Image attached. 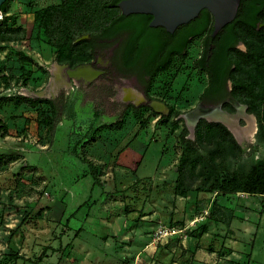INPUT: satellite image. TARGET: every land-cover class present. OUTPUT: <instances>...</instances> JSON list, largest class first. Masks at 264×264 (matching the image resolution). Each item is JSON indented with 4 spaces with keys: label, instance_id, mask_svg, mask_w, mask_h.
I'll return each instance as SVG.
<instances>
[{
    "label": "rangeland",
    "instance_id": "374dc122",
    "mask_svg": "<svg viewBox=\"0 0 264 264\" xmlns=\"http://www.w3.org/2000/svg\"><path fill=\"white\" fill-rule=\"evenodd\" d=\"M78 1L9 0L2 12L25 36L0 40V264H264V194L176 188L182 137L196 139L187 113L207 84L196 66L203 37L151 80L116 70L115 41L79 64L102 73L71 76L79 65L57 61L39 13ZM124 86L147 101L125 100ZM20 95L42 101L17 104ZM249 117L233 123L246 128ZM253 119L238 140L247 151Z\"/></svg>",
    "mask_w": 264,
    "mask_h": 264
},
{
    "label": "trees",
    "instance_id": "16d2710c",
    "mask_svg": "<svg viewBox=\"0 0 264 264\" xmlns=\"http://www.w3.org/2000/svg\"><path fill=\"white\" fill-rule=\"evenodd\" d=\"M120 1L79 0L75 5L64 3L43 9L39 15L49 42L56 47L57 61L71 67L90 62L92 40L111 38L121 29H131L133 34L127 49L130 53L125 57V64L130 66L138 62V52L149 46L151 56L146 68L151 80L169 69L176 56L186 55L184 50L192 38L208 29L204 55L196 61V66L209 72L211 85L207 91L220 80L223 83L228 78L232 80L230 93L247 105L248 113L257 118V142L251 151H247L224 123L200 119L195 127L196 139L183 136L181 140L177 191L264 194V26L262 29L256 27L257 19L264 23V7L257 6L258 0H246L245 7H239L237 17L214 37L212 17L206 9L200 16L170 32L164 26H151L153 15L149 13L111 15ZM8 3L9 0L3 3L2 12L7 11ZM89 7H103L109 18L90 13ZM23 30L7 27L6 22L1 21L0 40L23 39ZM84 34H90L92 40L81 38L75 42ZM238 40L245 43L246 50L236 46ZM133 51L137 53L132 55ZM116 62L119 63L118 59ZM15 101L36 106L42 99L20 95ZM225 109L235 112L232 105H226ZM135 112L139 114V109ZM51 118L47 116L46 122ZM35 263L39 264V261L35 260Z\"/></svg>",
    "mask_w": 264,
    "mask_h": 264
},
{
    "label": "flooded vegetation",
    "instance_id": "af4514ba",
    "mask_svg": "<svg viewBox=\"0 0 264 264\" xmlns=\"http://www.w3.org/2000/svg\"><path fill=\"white\" fill-rule=\"evenodd\" d=\"M245 4H246V0H240V4H239V7H245ZM257 6L258 7H264V0H258L257 2ZM206 9L207 11H209L207 8H204ZM202 9L200 11V13L198 14V16L201 15V12L204 10ZM239 11V9H238ZM122 12V11H120ZM123 13V12H122ZM211 17H212V20H211V23L214 27L215 25V19H214V16L213 14L209 11ZM126 15H129V14H126ZM238 15V13H237ZM236 15V17H237ZM197 16V17H198ZM235 17V18H236ZM153 19V17H152ZM195 19V18H194ZM193 20V19H192ZM151 22V21H150ZM232 22V21H231ZM230 23V22H229ZM228 23V24H229ZM227 25V24H226ZM225 25V26H226ZM224 26V27H225ZM264 26V23L260 20V19H257L256 20V27L257 29H262V27ZM222 27L216 34H214V29H213V33L212 35L215 37L218 33H220V31L224 28ZM132 34H133V30L131 29H121L116 35H114L113 37L111 38H103V39H97V40H92V36L90 35L89 36V39L92 40L91 41V50L93 48V46H97L99 45L100 43L101 44H109V42L111 41H115L114 43V50H113V56H112V64L115 66L116 70L121 74V75H133V76H136L137 78L138 77H148L149 74L147 73V68H146V63H147V60L149 59V57L151 56V48L149 46H145L143 47L139 52H138V55H137V61L135 64L133 65H126L125 64V57L127 56L128 53L130 52H127V49L129 47V43L131 41V38H132ZM209 36V30L207 29L206 31H204L202 34L200 35H197L195 37H203L202 39V50H201V53L198 57V59H201L204 55V50H205V42L207 41V38ZM193 37V38H195ZM192 38V40H193ZM236 46L240 49H242L241 44L244 45V47H246L245 43L242 41V40H238L236 42ZM247 48V47H246ZM188 50V48H187ZM187 50H184V53H187ZM242 50H246V49H242ZM137 51H133L131 52L132 55L136 54ZM164 55V54H163ZM116 59H118L119 63L117 64L116 62ZM197 59V60H198ZM122 67H120V65ZM64 66V65H63ZM168 70V69H167ZM198 70L202 71L205 73L206 77H207V84L205 85L202 93L200 94V97H199V100H198V103L196 105L195 108H197V110L195 111H189L187 114L188 116L195 122V123H198L200 119L202 118H210L208 116H211L215 113H219V112H213L212 110L214 109H210L211 106H214V105H221V107L226 111V113L228 114H236L237 112V104H236V101H238L230 92L232 90V87H233V83H232V80L230 78H228L226 80V82L223 83L222 80L218 81L214 87L210 88L208 91V87H210V75H209V72L205 69H200L198 68ZM166 71V70H165ZM163 72V71H162ZM160 72V73H162ZM68 73V71H67ZM85 73L89 76H84L88 79H92L94 78L93 74L91 72H88V71H85ZM102 73V72H101ZM69 74V73H68ZM159 74V73H158ZM157 74V75H158ZM156 75V76H157ZM155 76V77H156ZM224 76V72H222V77ZM123 92H124V96L123 98L125 100H131L133 101L136 105L140 104L141 103H144L147 101V97H146V94L145 92H143L142 94L139 93V91H137L135 88L133 87H130V86H124L123 88ZM130 89H133L135 90L136 92H138L142 97L140 98H137V97H134L132 99V97L130 96H127L128 92L130 93ZM240 102V101H238ZM241 103V102H240ZM243 104V103H242ZM226 105H232L233 107H235L236 111L235 112H230L228 110L225 109V106ZM194 108V109H195ZM247 113V112H246ZM221 114V113H220ZM211 119V118H210ZM213 120V119H211Z\"/></svg>",
    "mask_w": 264,
    "mask_h": 264
},
{
    "label": "water",
    "instance_id": "95a60500",
    "mask_svg": "<svg viewBox=\"0 0 264 264\" xmlns=\"http://www.w3.org/2000/svg\"><path fill=\"white\" fill-rule=\"evenodd\" d=\"M5 1L6 0H0V13H2V5ZM239 4L240 0H121L119 2V7L124 14H152L153 19L151 20L150 25L164 26L170 32L175 31L179 25L187 23L196 18L202 9L207 8L214 16V34H216L222 27L235 19L238 13ZM150 104L151 106L156 107L153 105V102ZM160 104L164 109H167L163 103ZM236 104L238 109L236 114L230 115H237L241 106H244L245 109H247V105L245 104H242L238 101H236ZM213 108H219L223 112H226L221 107V105L211 106L210 109ZM195 110H197V108L193 109L192 111ZM248 114L253 115L251 113ZM220 122L224 123L232 131L235 138L237 139V136L231 127L224 121Z\"/></svg>",
    "mask_w": 264,
    "mask_h": 264
},
{
    "label": "bare ground",
    "instance_id": "6f19581e",
    "mask_svg": "<svg viewBox=\"0 0 264 264\" xmlns=\"http://www.w3.org/2000/svg\"><path fill=\"white\" fill-rule=\"evenodd\" d=\"M2 17V13H0V18ZM85 71H88V72H91L93 74L94 77H96L98 74L101 73V71H97V70H94V69H91L89 66H79L77 67L75 70H71V69H68V73L69 75L71 76H79V75H85L86 77L89 76L85 73ZM130 93L128 92L127 96H130L132 97V99L134 97H137V98H140L142 97L138 92H136L135 90L133 89H130ZM153 105L156 106L158 108V111H162L164 108L161 106L160 103H157V102H153ZM213 112H219L221 113V119H213V120H219V121H224L225 123H227L231 129L234 131V133L236 134L237 136V139L238 140H244V138H248L249 134L252 135V133H254L256 127H255V121L253 119L254 115H249L248 113H246V109L244 106H241L240 107V110H239V113L241 111H243L246 115L250 116L249 117V120H250V125H248L246 128H239L238 126H235V122L237 123V118H238V114L237 115H230L226 112H223L222 110H220L219 108H215L212 110ZM233 121H235L233 123Z\"/></svg>",
    "mask_w": 264,
    "mask_h": 264
},
{
    "label": "crops",
    "instance_id": "0c3cea01",
    "mask_svg": "<svg viewBox=\"0 0 264 264\" xmlns=\"http://www.w3.org/2000/svg\"><path fill=\"white\" fill-rule=\"evenodd\" d=\"M18 234H21V231H19L18 233H16L15 235H14V238H17L18 237ZM21 235H23V234H21ZM21 255H23V253H20Z\"/></svg>",
    "mask_w": 264,
    "mask_h": 264
},
{
    "label": "built area",
    "instance_id": "2783aa9c",
    "mask_svg": "<svg viewBox=\"0 0 264 264\" xmlns=\"http://www.w3.org/2000/svg\"><path fill=\"white\" fill-rule=\"evenodd\" d=\"M1 18H2V17H1ZM1 18H0V19H1ZM165 232H166V233H169V231H165V230L161 229V234H164Z\"/></svg>",
    "mask_w": 264,
    "mask_h": 264
}]
</instances>
